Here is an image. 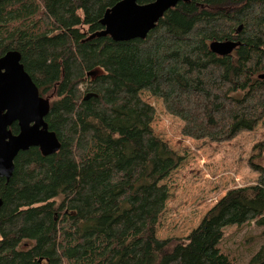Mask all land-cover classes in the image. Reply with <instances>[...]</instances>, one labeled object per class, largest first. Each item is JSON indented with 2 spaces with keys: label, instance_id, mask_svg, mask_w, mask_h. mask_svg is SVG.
Masks as SVG:
<instances>
[{
  "label": "trees",
  "instance_id": "1",
  "mask_svg": "<svg viewBox=\"0 0 264 264\" xmlns=\"http://www.w3.org/2000/svg\"><path fill=\"white\" fill-rule=\"evenodd\" d=\"M117 1L0 0V56L20 53L60 141L51 155L20 151L0 177V264H234L218 245L224 229L251 222L262 242L245 264H264V166L253 158L254 184L229 189L186 237L156 236L161 181L182 158L140 97L161 99L188 138L252 131L264 120V0L180 1L143 39L90 37ZM214 40L240 44L220 56Z\"/></svg>",
  "mask_w": 264,
  "mask_h": 264
},
{
  "label": "rangeland",
  "instance_id": "2",
  "mask_svg": "<svg viewBox=\"0 0 264 264\" xmlns=\"http://www.w3.org/2000/svg\"><path fill=\"white\" fill-rule=\"evenodd\" d=\"M140 97L155 110L153 133L182 158L161 181L169 195L155 234L160 239L184 238L229 189L255 183L258 174L249 161L253 158L264 166V150L258 146L264 138V120L228 142L196 140L182 135V121L165 111L161 99L147 90H141ZM261 229L254 222L226 226L218 245L234 264H245L262 242Z\"/></svg>",
  "mask_w": 264,
  "mask_h": 264
},
{
  "label": "water",
  "instance_id": "3",
  "mask_svg": "<svg viewBox=\"0 0 264 264\" xmlns=\"http://www.w3.org/2000/svg\"><path fill=\"white\" fill-rule=\"evenodd\" d=\"M180 1L187 0H153L147 3L119 0L104 11L99 21L102 29L90 37L108 35L113 41L143 39L163 14ZM239 44L233 40H214L209 43V49L224 56ZM259 78H264V74H259ZM90 96L87 94L84 98ZM49 105V100L39 94L24 69L20 53L8 50L0 56V177L6 181L12 175L14 159L20 151L38 147L43 155H51L59 149L60 141L45 121ZM13 123H17V133L10 129Z\"/></svg>",
  "mask_w": 264,
  "mask_h": 264
},
{
  "label": "bare ground",
  "instance_id": "4",
  "mask_svg": "<svg viewBox=\"0 0 264 264\" xmlns=\"http://www.w3.org/2000/svg\"><path fill=\"white\" fill-rule=\"evenodd\" d=\"M236 49V48H235Z\"/></svg>",
  "mask_w": 264,
  "mask_h": 264
}]
</instances>
